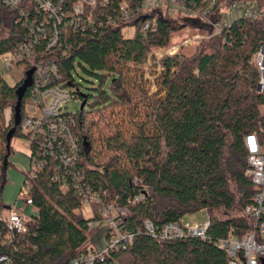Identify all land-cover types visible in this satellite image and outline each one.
Listing matches in <instances>:
<instances>
[{"label": "trees", "instance_id": "1", "mask_svg": "<svg viewBox=\"0 0 264 264\" xmlns=\"http://www.w3.org/2000/svg\"><path fill=\"white\" fill-rule=\"evenodd\" d=\"M122 1L133 8L141 0H109L96 15L114 18ZM0 13L1 56L24 38L25 31L18 24V11ZM155 23V32L143 33L137 20L128 38L123 35L128 24L69 31L64 49L47 54L58 65L56 82L86 101L84 110L74 114L73 127L83 152L73 169L52 161L33 181L31 194L39 218L28 223L16 249L1 248L14 264H70L94 248L103 225L90 229L89 224L103 217L98 205H90L91 217L84 215V198L76 188L78 174L103 203L128 209L125 227L134 240L112 255L118 264H228L219 241L231 232L240 239L253 229V218L245 210L259 189L245 176V138L256 134L264 140V94L257 91L259 73L251 64L264 44V21L240 18L221 36L200 41L190 57L179 53L163 60L160 97L150 94L143 73L129 65L143 63L152 48L170 45L187 25L169 15ZM77 66L96 78L92 94H84L76 81ZM20 85L10 86L0 71V211L5 206L6 171L12 165L10 132L15 129L12 140L29 142L31 162L38 150L22 130L29 90L22 101L21 123H15ZM56 169L66 176L65 191L53 179ZM140 194L144 199L133 203ZM235 208L241 210L240 217L214 215L216 210ZM203 210L210 214L205 239L185 236L159 242L142 230L146 219L162 227ZM6 233L0 220V235Z\"/></svg>", "mask_w": 264, "mask_h": 264}, {"label": "built area", "instance_id": "2", "mask_svg": "<svg viewBox=\"0 0 264 264\" xmlns=\"http://www.w3.org/2000/svg\"><path fill=\"white\" fill-rule=\"evenodd\" d=\"M108 4L109 0H78L74 3L70 0H0V9L18 11V24L25 31L24 38L12 50L3 53L0 59L6 69L20 64L25 75L34 70L26 105L32 107L33 111L27 112L25 108L22 130L35 140L38 147L16 204L4 206L0 211V220L7 228L6 235H0V264H14L10 254L3 253L2 246L16 249L27 233L28 223L39 218V210L34 206L31 194L33 181L52 161L70 170L81 160L83 150L74 135L75 115L69 107L70 102L77 99L62 82H56L58 65L47 55L64 49L69 31L97 28L102 31L109 26L123 24L133 27L132 24L140 20L143 33L155 32V20L166 15L197 33L203 30L204 36L198 33L191 40L152 48L143 63L129 65L155 83L164 71L163 60L178 55L183 48L193 46L200 40L221 36L240 18L251 22L264 21V0H141L133 8L122 1L116 16H108L105 20L103 14L96 13ZM251 64L259 73L257 91L264 94V44L252 58ZM245 147L248 151L245 176L259 192L245 210L246 215L253 218V229L240 239L231 232L229 237L218 243L219 248L228 254V264H259L264 258V140L256 134L249 135L245 138ZM79 175L76 188L83 196L84 204L98 205L103 217L98 222H91L89 227L95 229L99 224L103 227L95 239L94 248L82 253L70 264H118L112 260V255L126 249L134 240V234L125 227L128 209L116 203H103L97 193L81 182ZM53 179L60 182L63 191L68 188L66 176L61 177L57 169ZM135 183L139 186L140 181L136 180ZM143 199L144 194H140L132 202L139 203ZM20 203L23 205L21 207H31L36 215L27 218L20 209ZM209 225L210 219L204 224H191L181 219L158 227L146 219L142 223V230L159 242L185 236L205 239Z\"/></svg>", "mask_w": 264, "mask_h": 264}, {"label": "rangeland", "instance_id": "3", "mask_svg": "<svg viewBox=\"0 0 264 264\" xmlns=\"http://www.w3.org/2000/svg\"><path fill=\"white\" fill-rule=\"evenodd\" d=\"M135 32V27H127L123 30V35L125 37H132ZM201 35H205L204 32H198ZM196 30L191 29L190 27H185L182 31L177 32L171 44L181 43L187 40H191L195 35L198 34ZM202 41V40H200ZM199 41V42H200ZM194 43L193 46H189L187 48H183L179 53L185 54L186 56H191L196 51V45L199 43ZM88 69V68H86ZM0 71L3 75V78L10 86H17L19 83L23 81L25 78V71L24 68L18 66H12L11 68L6 69L4 67V63L2 59H0ZM75 75L76 81L81 85L82 92L84 94H92V88L95 87L98 82L96 78L90 75L87 71L83 69L82 66H77L76 69L73 71ZM161 78V76H160ZM160 78L154 83L151 80L145 78L147 88L150 91V94L153 97H160L162 96L161 85H160ZM81 100H74L70 102V111L72 113H77L81 107ZM88 108V107H87ZM27 112H32V107H26ZM9 115V114H8ZM13 152L10 158L12 165L6 171V185L2 192V201L4 204L14 205L17 202L19 192L24 183V170L29 166V147L28 141L24 138H14L12 144ZM2 178V168L0 167V182ZM232 189L236 190V185H232ZM23 206L20 203V207ZM84 215L89 218L92 215L91 207L89 204H84L83 208ZM214 215L219 219H225L229 217H240L242 215L241 210L235 208L233 211L228 212L225 209H219L214 212ZM210 219V214L208 212H199L194 215H188L184 218V221L188 223H198L204 224Z\"/></svg>", "mask_w": 264, "mask_h": 264}, {"label": "water", "instance_id": "4", "mask_svg": "<svg viewBox=\"0 0 264 264\" xmlns=\"http://www.w3.org/2000/svg\"><path fill=\"white\" fill-rule=\"evenodd\" d=\"M33 73H34V70L28 71L26 73L25 79L21 82V85L19 86V88L17 90L18 103H17L16 109H15V111H16V113H15L16 126H19L21 123V112H22V105H23L22 101H23L27 91L29 90V88L33 85ZM85 107H86V101H83L80 109L84 110ZM14 132H15V129H13L8 136L9 145L11 144ZM84 148L87 151L89 150V143L86 140L84 141ZM5 167H6V165H5Z\"/></svg>", "mask_w": 264, "mask_h": 264}, {"label": "crops", "instance_id": "5", "mask_svg": "<svg viewBox=\"0 0 264 264\" xmlns=\"http://www.w3.org/2000/svg\"><path fill=\"white\" fill-rule=\"evenodd\" d=\"M12 144H13V140H12ZM28 147H29V166L24 170V175H26V173L29 171L30 166H31V149H30V144L28 142ZM24 180H25V176H24ZM24 184V183H23ZM5 206H10V204ZM21 211L23 212V214L27 217V218H31L34 217L36 215V213L34 211H32L31 207H20Z\"/></svg>", "mask_w": 264, "mask_h": 264}]
</instances>
